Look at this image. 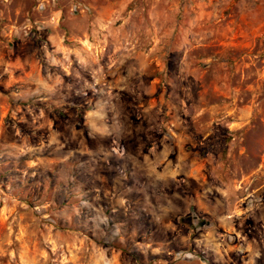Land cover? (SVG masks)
I'll return each instance as SVG.
<instances>
[{
    "label": "rangeland",
    "instance_id": "1",
    "mask_svg": "<svg viewBox=\"0 0 264 264\" xmlns=\"http://www.w3.org/2000/svg\"><path fill=\"white\" fill-rule=\"evenodd\" d=\"M243 9L0 0V264H264V12Z\"/></svg>",
    "mask_w": 264,
    "mask_h": 264
},
{
    "label": "crops",
    "instance_id": "2",
    "mask_svg": "<svg viewBox=\"0 0 264 264\" xmlns=\"http://www.w3.org/2000/svg\"><path fill=\"white\" fill-rule=\"evenodd\" d=\"M206 1H208L209 3H212L213 1L217 2L218 0H206ZM239 2L242 4V7H244V9L241 11L242 13H262L264 12V5H263L264 0H239Z\"/></svg>",
    "mask_w": 264,
    "mask_h": 264
}]
</instances>
